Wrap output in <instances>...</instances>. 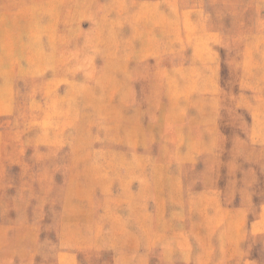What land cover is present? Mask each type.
I'll list each match as a JSON object with an SVG mask.
<instances>
[{
  "label": "rangeland",
  "instance_id": "obj_1",
  "mask_svg": "<svg viewBox=\"0 0 264 264\" xmlns=\"http://www.w3.org/2000/svg\"><path fill=\"white\" fill-rule=\"evenodd\" d=\"M0 264H264V0H0Z\"/></svg>",
  "mask_w": 264,
  "mask_h": 264
}]
</instances>
